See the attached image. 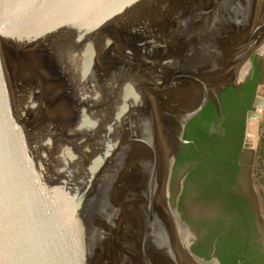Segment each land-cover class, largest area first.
Segmentation results:
<instances>
[{
  "label": "water",
  "instance_id": "obj_1",
  "mask_svg": "<svg viewBox=\"0 0 264 264\" xmlns=\"http://www.w3.org/2000/svg\"><path fill=\"white\" fill-rule=\"evenodd\" d=\"M254 21L255 0H0V264H197L179 230L220 264L165 199L187 123L249 76Z\"/></svg>",
  "mask_w": 264,
  "mask_h": 264
},
{
  "label": "flooded vegetation",
  "instance_id": "obj_2",
  "mask_svg": "<svg viewBox=\"0 0 264 264\" xmlns=\"http://www.w3.org/2000/svg\"><path fill=\"white\" fill-rule=\"evenodd\" d=\"M264 82V57L252 62L249 76L239 86H225L210 98L186 125L177 172L184 188L196 193L209 211L193 218L178 212L194 238L220 264H264V198L253 174V150L240 141V130L254 109L245 85L253 75ZM244 130V135H245ZM186 242L188 237L183 235ZM178 243L183 247L179 237ZM184 249V248H183ZM185 250V249H184ZM186 251V250H185Z\"/></svg>",
  "mask_w": 264,
  "mask_h": 264
},
{
  "label": "rangeland",
  "instance_id": "obj_3",
  "mask_svg": "<svg viewBox=\"0 0 264 264\" xmlns=\"http://www.w3.org/2000/svg\"><path fill=\"white\" fill-rule=\"evenodd\" d=\"M264 17V0H255V21L254 23L257 25L258 23H261ZM263 35H264V30H262ZM264 37V36H263ZM262 42H264V38L262 39ZM264 51V43L258 48V50H255L252 56L253 57H260L259 53ZM251 59V61H252ZM256 97L260 98V104L258 106L260 107L259 109L262 111L260 114L263 115V117L259 120L258 122V138H257V149L255 151L253 150V174L254 178L256 181V187L259 192H261L263 198H264V156L258 152L259 144H260V139L264 135V82L261 83L256 91ZM259 102V101H258ZM254 103H256L254 101ZM263 158V160L261 159ZM174 171V168H173ZM173 171L171 174V179L169 183V193L167 194L168 196L166 197V201H171V203L177 207L182 209V211L185 214L190 215L192 218L193 216L195 218H204L209 215V211L207 208L202 204V201L199 197H197L196 193L191 192L188 189L182 190V181L181 178H179L180 174L182 171L177 172V177L174 178L173 180ZM164 192V191H163ZM178 234L183 237L184 233H182L180 230L178 231ZM177 240L178 236L176 234ZM184 238V237H183ZM182 240V238H181ZM183 241V248L186 250L187 249V244L186 246L184 245V240ZM187 243V242H186Z\"/></svg>",
  "mask_w": 264,
  "mask_h": 264
},
{
  "label": "trees",
  "instance_id": "obj_4",
  "mask_svg": "<svg viewBox=\"0 0 264 264\" xmlns=\"http://www.w3.org/2000/svg\"><path fill=\"white\" fill-rule=\"evenodd\" d=\"M255 61H256V57H253L252 62L255 63ZM259 82H260V79L257 77L256 74H254L253 77H252V79L249 82H246L245 83V85L247 87H249V89H250V96H251V98H250L249 104L253 100V96L255 95L256 87L259 84ZM244 130H245V124H244V121H243L241 130H240V141H243V138H244ZM258 152L264 156V135L260 139V144H259ZM180 155L178 156V159H176V161H175L174 170L176 168L177 163L180 161L179 160L180 157H181ZM261 159L263 160V158H261ZM173 173H174V171H173ZM191 250L196 255L202 257L205 260H210L211 259V256L209 255V253H207L206 251H201V244L198 243V242L195 243V244H193V245H191Z\"/></svg>",
  "mask_w": 264,
  "mask_h": 264
},
{
  "label": "bare ground",
  "instance_id": "obj_5",
  "mask_svg": "<svg viewBox=\"0 0 264 264\" xmlns=\"http://www.w3.org/2000/svg\"><path fill=\"white\" fill-rule=\"evenodd\" d=\"M248 130H249V132H250L249 138H250V139H253V138L255 137V134H256V123H255L254 120H251V122L249 123ZM254 139H255V138H254ZM254 139H253V140H254ZM165 185L167 186V181H166V184H165ZM166 186H165V190H164V195H165V196H166ZM177 236H178V239H179V237H180V238H182V240H184V245L186 246V240H185L183 237H181L180 234H178V231H177ZM179 245H180V248H181V252H182L185 256H187L189 259H191L192 261L196 262L197 264H218V263L215 262V261H211V262L203 263V262L199 261L198 259H196L195 257H193L192 255L188 254L187 249H186V251H185L180 243H179Z\"/></svg>",
  "mask_w": 264,
  "mask_h": 264
}]
</instances>
